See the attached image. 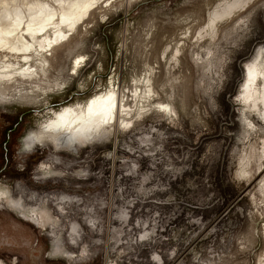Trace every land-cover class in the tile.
Listing matches in <instances>:
<instances>
[{"label":"rangeland","instance_id":"1","mask_svg":"<svg viewBox=\"0 0 264 264\" xmlns=\"http://www.w3.org/2000/svg\"><path fill=\"white\" fill-rule=\"evenodd\" d=\"M103 1L46 47L39 84L19 80L41 87L35 99L0 103V191L25 211L0 203V259L264 264V182L246 191L241 173L244 162L264 159V126L239 98L243 67L264 45V0H248L215 30L208 14L225 0ZM26 24L38 27L24 22L14 33ZM150 71L154 101L169 111L144 110L71 150L47 142L21 149L61 105L112 84L127 94Z\"/></svg>","mask_w":264,"mask_h":264},{"label":"bare ground","instance_id":"2","mask_svg":"<svg viewBox=\"0 0 264 264\" xmlns=\"http://www.w3.org/2000/svg\"><path fill=\"white\" fill-rule=\"evenodd\" d=\"M82 1L84 0H0V103H6L12 98H36V92L41 89L38 85L39 81L41 76L46 73L45 66L49 63L47 53L45 54L46 47L51 46L54 43L53 40L57 38H67L70 34L67 33V28L72 29L70 25L81 22L88 14L89 9L92 6L94 8L93 2L97 0H87L86 4L81 5ZM249 1L225 0L219 3L208 14L207 26L209 29L215 30L217 19L221 20L223 17H227L234 9L239 6L244 7ZM56 15L57 18L54 17ZM24 22L29 25L36 23L38 27L35 25L37 28H30L26 24L28 27L25 32L23 30V33H14ZM48 24L51 25V29L46 31ZM206 29L208 28L206 27ZM51 31L53 32L51 33ZM53 46L55 47V45ZM244 66L243 71L244 73L246 71V78L243 81L244 86H241L242 91L239 98L246 113L255 112L258 118L263 121L262 126H264V45L258 48ZM151 74L150 71L140 78H135L133 88L127 91V94H125V90L120 89V86L115 87L112 84L109 90L91 95L86 101L61 105L52 111L53 115L39 125L37 130L30 131L23 137L21 149H30L41 142H47L54 148L71 150L70 148L76 141L87 142L99 136L108 138L110 133L117 130L119 126L127 127L134 124L135 116H140L145 112L144 110L169 111L171 109L169 103L154 101L158 96V91L154 86L155 78L153 79ZM22 79L38 84L27 89L24 87V83L19 81ZM56 85L59 84L54 83V86ZM129 99L133 103L129 102ZM245 117L248 119L247 116ZM253 123L250 119L247 125ZM255 126L253 124L252 127L255 128ZM74 153L73 155H76ZM261 155L263 156L264 153ZM258 159L260 161V158ZM253 163L252 161L244 162L245 165L241 169V173L249 176L246 191L253 187L252 184L259 179V183L264 182V159L261 163L259 162L258 166L256 162L254 163L256 169H252ZM263 187L264 183L261 185V188ZM0 203L19 216L25 212L23 203L18 205L13 199L6 196L5 192L0 191ZM60 255L63 258L67 257L64 252ZM0 264L5 263L0 259Z\"/></svg>","mask_w":264,"mask_h":264}]
</instances>
